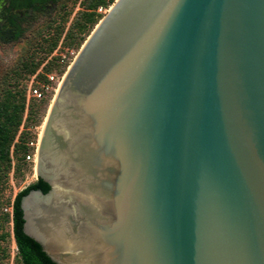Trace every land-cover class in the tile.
Masks as SVG:
<instances>
[{
    "label": "water",
    "instance_id": "95a60500",
    "mask_svg": "<svg viewBox=\"0 0 264 264\" xmlns=\"http://www.w3.org/2000/svg\"><path fill=\"white\" fill-rule=\"evenodd\" d=\"M35 169L23 231L55 264H264V0H114Z\"/></svg>",
    "mask_w": 264,
    "mask_h": 264
},
{
    "label": "rangeland",
    "instance_id": "374dc122",
    "mask_svg": "<svg viewBox=\"0 0 264 264\" xmlns=\"http://www.w3.org/2000/svg\"><path fill=\"white\" fill-rule=\"evenodd\" d=\"M6 3L7 0H0V99L7 89H17L25 93L26 108L22 122L26 117L28 102L34 103V109L36 108L37 112L32 119L27 120V129L31 132L30 140L37 143L40 136V126L44 123L56 92L53 95H47L43 100H35L33 97L28 99L27 87L30 77L34 73L28 72L25 64L31 60L39 61L36 71L42 68L43 72L48 61L52 57H56L58 61L54 62L51 70H55L59 78L61 75L64 76L81 45L94 27L87 28L82 33H79L78 29L74 27L75 42H71L70 38L64 39L70 24L78 16L81 5L80 0H60L57 3L49 2L38 10L20 9L18 11L21 15L19 24L23 29V33L19 39L12 40L10 29L6 28L7 24L3 20L2 14ZM111 4L106 7L99 6L97 12L103 17ZM80 19L79 17L78 21ZM58 23L64 25V30L56 47L48 52L49 36H51L53 28ZM78 37H83V39ZM22 129L23 123L20 125L17 135ZM32 147L35 148V146ZM22 162L20 171L14 172L12 167L4 176L0 185V255L4 254L1 260L2 264H22L16 256L12 215L5 210V208L11 207L17 192L37 179L34 163L26 160V158ZM12 163H15V159Z\"/></svg>",
    "mask_w": 264,
    "mask_h": 264
},
{
    "label": "trees",
    "instance_id": "16d2710c",
    "mask_svg": "<svg viewBox=\"0 0 264 264\" xmlns=\"http://www.w3.org/2000/svg\"><path fill=\"white\" fill-rule=\"evenodd\" d=\"M60 0H7L3 8V20L11 32V39L17 40L21 37L23 29L19 24L21 15L18 12L20 9H41L49 2L57 3ZM114 0H80L81 9L78 11V16L70 24L64 39L70 38L71 42H75L76 33L73 28L76 27L79 33L84 32L87 28L94 25L102 17L97 12L99 6L106 7L113 3ZM79 17L81 18L80 21ZM64 30V25L59 23L53 28L47 50L51 52L57 45L60 36ZM83 39V37H78ZM81 43V42H80ZM58 61L56 57H52L48 64L45 65L43 72H39L38 76L44 78V73L52 71L51 66ZM26 69L31 74L35 73L39 66V61H29L25 64ZM26 108V97L23 91L17 89H7L0 99V185L4 176L13 167L14 172H19L22 166V161L25 160V155L30 151L31 147L28 142L31 141V132L27 129V120L35 116L37 109H34V103L28 102L26 117L23 120V113ZM23 123V129L18 133L20 125ZM17 136V138H16ZM15 159V163H12ZM30 189H41L46 192L49 185L41 178H37L34 182L25 186L17 192L12 201V231L16 244V256L22 264H55L49 256L42 250V247L34 239L26 235L23 231V212L20 206L21 197ZM4 255V254H3ZM0 255V264H2V256Z\"/></svg>",
    "mask_w": 264,
    "mask_h": 264
},
{
    "label": "built area",
    "instance_id": "2783aa9c",
    "mask_svg": "<svg viewBox=\"0 0 264 264\" xmlns=\"http://www.w3.org/2000/svg\"><path fill=\"white\" fill-rule=\"evenodd\" d=\"M63 61V59H61ZM42 72L40 68L36 73L30 77V81L27 87V98L33 97L35 100H43L47 95L55 93L58 88L63 75L59 78L55 70L44 73V78H40L38 73ZM38 143V142H37ZM37 143L33 141L28 142V146L31 147L30 151L25 155L26 160H30L36 164V155H37ZM32 146H35L33 149ZM35 169V168H34ZM12 215V206L10 208H5Z\"/></svg>",
    "mask_w": 264,
    "mask_h": 264
},
{
    "label": "bare ground",
    "instance_id": "6f19581e",
    "mask_svg": "<svg viewBox=\"0 0 264 264\" xmlns=\"http://www.w3.org/2000/svg\"><path fill=\"white\" fill-rule=\"evenodd\" d=\"M60 85V84H59ZM58 88H59V86H58ZM58 88L56 89V91L55 92H57V90H58ZM51 105V104H50ZM50 108V107H49ZM44 124V123H43ZM43 124H42V126H40V134H41V131H42V128H43ZM39 138H40V136H39ZM36 174V173H35Z\"/></svg>",
    "mask_w": 264,
    "mask_h": 264
},
{
    "label": "flooded vegetation",
    "instance_id": "af4514ba",
    "mask_svg": "<svg viewBox=\"0 0 264 264\" xmlns=\"http://www.w3.org/2000/svg\"><path fill=\"white\" fill-rule=\"evenodd\" d=\"M38 178V177H37Z\"/></svg>",
    "mask_w": 264,
    "mask_h": 264
}]
</instances>
